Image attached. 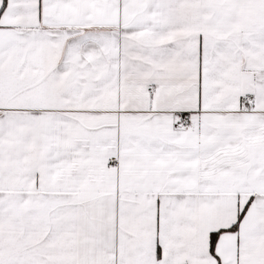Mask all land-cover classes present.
Instances as JSON below:
<instances>
[{
	"label": "snow or ice",
	"instance_id": "obj_1",
	"mask_svg": "<svg viewBox=\"0 0 264 264\" xmlns=\"http://www.w3.org/2000/svg\"><path fill=\"white\" fill-rule=\"evenodd\" d=\"M0 264H264V0H0Z\"/></svg>",
	"mask_w": 264,
	"mask_h": 264
}]
</instances>
